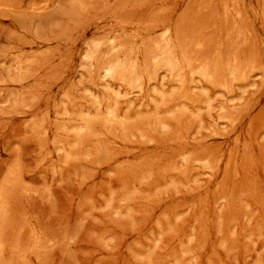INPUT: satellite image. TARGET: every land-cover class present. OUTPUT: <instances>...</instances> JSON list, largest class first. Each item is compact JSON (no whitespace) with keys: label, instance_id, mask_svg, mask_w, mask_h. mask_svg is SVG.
I'll return each instance as SVG.
<instances>
[{"label":"rangeland","instance_id":"rangeland-1","mask_svg":"<svg viewBox=\"0 0 264 264\" xmlns=\"http://www.w3.org/2000/svg\"><path fill=\"white\" fill-rule=\"evenodd\" d=\"M1 200L0 264H264V0H0Z\"/></svg>","mask_w":264,"mask_h":264},{"label":"bare ground","instance_id":"bare-ground-1","mask_svg":"<svg viewBox=\"0 0 264 264\" xmlns=\"http://www.w3.org/2000/svg\"><path fill=\"white\" fill-rule=\"evenodd\" d=\"M194 69V68H193ZM10 175H11V173H10ZM13 175V174H12ZM16 176V175H15ZM17 177V176H16ZM18 179V178H17ZM10 185V184H9ZM5 187V186H4ZM3 187V188H4ZM11 191V190H10ZM6 194H10V193H6ZM12 196V195H11ZM12 198V197H11ZM0 202H3L2 200L0 201ZM3 203H5V202H3ZM2 205V204H1ZM5 205V204H4ZM4 205H3V208H4ZM8 209H10V208H8ZM6 210V209H5ZM6 212V211H5ZM3 214H5L6 215V213H3ZM8 214V213H7ZM1 216V215H0ZM7 216V215H6ZM2 224L0 223V226H1ZM31 238V237H30ZM16 240V239H15ZM55 241V240H54ZM42 245V244H41ZM56 245V244H55ZM20 248V247H19ZM55 248V247H54ZM3 253V252H2ZM19 253V252H18ZM4 254V253H3ZM25 254V253H24ZM21 256V255H20ZM18 257V256H17Z\"/></svg>","mask_w":264,"mask_h":264}]
</instances>
